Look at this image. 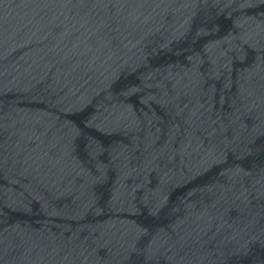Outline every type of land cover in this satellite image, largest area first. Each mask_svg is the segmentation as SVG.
<instances>
[{
  "label": "water",
  "instance_id": "95a60500",
  "mask_svg": "<svg viewBox=\"0 0 264 264\" xmlns=\"http://www.w3.org/2000/svg\"><path fill=\"white\" fill-rule=\"evenodd\" d=\"M0 264H264V0H0Z\"/></svg>",
  "mask_w": 264,
  "mask_h": 264
}]
</instances>
